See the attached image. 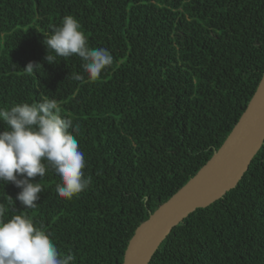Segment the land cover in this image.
<instances>
[{"label":"trees","instance_id":"16d2710c","mask_svg":"<svg viewBox=\"0 0 264 264\" xmlns=\"http://www.w3.org/2000/svg\"><path fill=\"white\" fill-rule=\"evenodd\" d=\"M67 15L89 48L113 56L96 81L78 56L44 59ZM29 62L41 66L28 73ZM263 72L264 0H0V107L55 99L92 178L67 200L49 169L34 178L44 190L32 209L0 181L5 219L27 215L73 264H122L135 229L218 150ZM149 264H264V143L235 188L175 226Z\"/></svg>","mask_w":264,"mask_h":264},{"label":"clouds","instance_id":"9594fccd","mask_svg":"<svg viewBox=\"0 0 264 264\" xmlns=\"http://www.w3.org/2000/svg\"><path fill=\"white\" fill-rule=\"evenodd\" d=\"M44 45L46 62L78 56L91 81L99 79L113 64V56L107 49L89 48L81 24L72 15L52 27ZM37 66L41 65L29 62L23 69L32 73ZM72 79L80 81L84 76L73 74ZM0 122L7 125V130H0V181L11 182L20 189L16 200L24 208L37 206L44 189L34 178L42 179L49 169L59 177L55 191L61 198L71 200L89 188L92 178L83 171L85 154L69 131H76L78 125L60 115L55 99L0 107ZM74 260L71 253L61 255L50 234L35 227L27 215L17 214L6 220L5 207L0 204V264H73Z\"/></svg>","mask_w":264,"mask_h":264},{"label":"water","instance_id":"95a60500","mask_svg":"<svg viewBox=\"0 0 264 264\" xmlns=\"http://www.w3.org/2000/svg\"><path fill=\"white\" fill-rule=\"evenodd\" d=\"M264 143V72L241 114L208 162L134 231L122 264H149L171 230L235 188Z\"/></svg>","mask_w":264,"mask_h":264}]
</instances>
